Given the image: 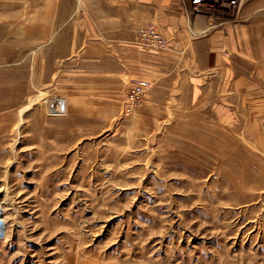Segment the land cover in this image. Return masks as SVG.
<instances>
[{"label": "rangeland", "instance_id": "rangeland-1", "mask_svg": "<svg viewBox=\"0 0 264 264\" xmlns=\"http://www.w3.org/2000/svg\"><path fill=\"white\" fill-rule=\"evenodd\" d=\"M35 5L0 0V264H264V82L239 119L160 127L145 80L126 116L135 81L102 97L94 74L49 65Z\"/></svg>", "mask_w": 264, "mask_h": 264}, {"label": "crops", "instance_id": "crops-1", "mask_svg": "<svg viewBox=\"0 0 264 264\" xmlns=\"http://www.w3.org/2000/svg\"><path fill=\"white\" fill-rule=\"evenodd\" d=\"M253 6L258 3L246 8L241 22L211 30L188 12L185 0H38L32 15L44 25L37 35L33 28V43L46 49L49 65L94 74L102 97L121 96L117 90L133 81H150L144 114L156 120L160 113V127L183 113L192 121L209 114L208 122L216 114L214 121L222 123L239 119L236 105L247 99V81L264 82V16L249 21ZM147 24L166 38L168 51L139 44L137 31Z\"/></svg>", "mask_w": 264, "mask_h": 264}, {"label": "built area", "instance_id": "built-area-1", "mask_svg": "<svg viewBox=\"0 0 264 264\" xmlns=\"http://www.w3.org/2000/svg\"><path fill=\"white\" fill-rule=\"evenodd\" d=\"M190 10L194 16H202L209 24V28L218 29L236 21L242 9L249 0H188ZM139 42L147 49L166 51L169 49L166 39L149 24L138 30ZM148 81H135L127 96L124 114L131 116L143 104L145 93L150 89ZM4 231V221L0 217V240Z\"/></svg>", "mask_w": 264, "mask_h": 264}, {"label": "bare ground", "instance_id": "bare-ground-1", "mask_svg": "<svg viewBox=\"0 0 264 264\" xmlns=\"http://www.w3.org/2000/svg\"><path fill=\"white\" fill-rule=\"evenodd\" d=\"M249 1H250V0H249ZM249 1H248V2H249ZM188 2H189V1H188ZM248 2H247V3H248ZM247 3H246V4H247ZM188 5H189V8H190V3H189ZM242 10H243V9H242ZM190 12H191V10H190ZM191 13H192V12H191ZM192 15H193V14H192ZM239 15H240V14H239ZM199 18L201 19V18H204V17L201 16V17H199ZM199 18H198V19H199ZM145 95H146V94H145Z\"/></svg>", "mask_w": 264, "mask_h": 264}]
</instances>
